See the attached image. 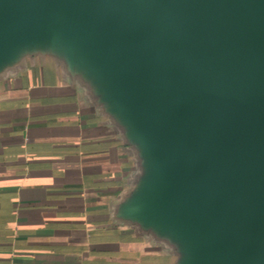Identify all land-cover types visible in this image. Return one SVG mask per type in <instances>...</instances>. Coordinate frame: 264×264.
<instances>
[{
    "label": "water",
    "instance_id": "water-1",
    "mask_svg": "<svg viewBox=\"0 0 264 264\" xmlns=\"http://www.w3.org/2000/svg\"><path fill=\"white\" fill-rule=\"evenodd\" d=\"M37 50L135 147L124 215L178 264H264V0H0V68Z\"/></svg>",
    "mask_w": 264,
    "mask_h": 264
},
{
    "label": "crops",
    "instance_id": "crops-1",
    "mask_svg": "<svg viewBox=\"0 0 264 264\" xmlns=\"http://www.w3.org/2000/svg\"><path fill=\"white\" fill-rule=\"evenodd\" d=\"M141 164L94 87L51 51L0 68V264H178L121 210Z\"/></svg>",
    "mask_w": 264,
    "mask_h": 264
}]
</instances>
